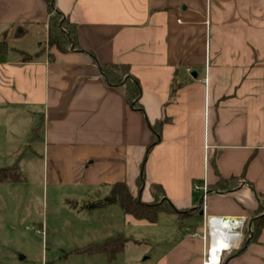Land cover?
Segmentation results:
<instances>
[{
	"label": "crops",
	"instance_id": "crops-1",
	"mask_svg": "<svg viewBox=\"0 0 264 264\" xmlns=\"http://www.w3.org/2000/svg\"><path fill=\"white\" fill-rule=\"evenodd\" d=\"M54 3L79 30L80 48L70 53L42 51L46 0H0V42L6 39L12 49L0 57V108L28 117L32 135L17 147L42 154L51 183L71 188L64 208L78 215L116 183L137 194L142 174L144 202L153 201L149 186L158 184L173 207L196 214L160 213L151 224L117 204L98 209L89 213L118 215L128 228L104 234L124 238L123 252L111 262L98 254L82 263L58 258L41 264H142L144 253L128 245L141 244L140 233H150V226L147 239L159 249L145 253L150 264H205L209 217L245 219L246 238L253 220L264 215V0ZM19 51L33 59L24 62ZM107 64L130 67L142 109L128 104L124 87L108 84L101 70ZM164 120L161 139L149 150L151 127ZM220 178H235L238 186L209 192ZM88 193L98 196L86 200ZM245 238L226 252L228 263L264 264V229L253 241ZM26 261L5 257L0 264H40Z\"/></svg>",
	"mask_w": 264,
	"mask_h": 264
},
{
	"label": "rangeland",
	"instance_id": "rangeland-1",
	"mask_svg": "<svg viewBox=\"0 0 264 264\" xmlns=\"http://www.w3.org/2000/svg\"><path fill=\"white\" fill-rule=\"evenodd\" d=\"M47 48L46 44L44 49ZM29 125L28 117L16 115L15 109L0 108V169L17 165L25 179L17 183H0V259L27 257L26 262L41 264L61 258L82 263L86 257L94 255L78 254L77 250L104 243L107 238L104 234L115 228V233L119 230L128 232V228L123 226L118 215L113 217L103 211L78 215L64 208L65 200L72 199L67 195L71 188L51 183L41 153L37 157L28 146L17 147L32 136ZM55 187L58 189L53 190ZM88 194L86 200L98 196ZM138 194L142 198V193L138 191ZM115 209L122 213L120 208ZM150 227V233H140L143 236L140 237L143 238L141 244L130 242L128 245L144 253L139 256L142 264L153 263L151 259L147 260L146 252L159 250L154 240L147 239L154 232ZM226 258L225 253L223 261Z\"/></svg>",
	"mask_w": 264,
	"mask_h": 264
},
{
	"label": "trees",
	"instance_id": "trees-1",
	"mask_svg": "<svg viewBox=\"0 0 264 264\" xmlns=\"http://www.w3.org/2000/svg\"><path fill=\"white\" fill-rule=\"evenodd\" d=\"M49 18L47 47L49 49L55 48L60 53H70L80 48L79 45V30L77 25L71 23L68 18L64 16L56 9L54 0H46ZM45 49L42 51L44 52ZM12 49L7 43L6 39L0 42V57L3 54H8ZM23 56V61L28 62L33 57L24 51H19ZM102 74L106 78L108 84L112 87H124L126 91V99L130 106L133 108L142 109L140 103L141 86L139 81L132 75L131 69L128 65L123 64H107L101 66ZM167 121H158L151 128L154 132V140L152 141L149 150L161 139V131L164 124ZM24 177L20 173V169L17 165L12 167L0 169V183H17L24 181ZM145 183V176L142 174L137 179V188L141 192ZM238 181L235 178L222 179L214 187L209 188V192L212 190L217 192L230 191L235 189L238 185ZM150 194L153 198L152 202H144L140 195L133 194L127 183H116L109 195L96 201L87 202L81 210L87 212H93L98 209H104L111 205H119L126 215L132 216L136 220L146 221L154 224L157 222L160 213H172L176 214L180 219L196 214V210H177L166 198V193L161 185L151 184L149 186ZM142 193V192H141ZM252 231L246 232V238L252 236V241L258 237L261 230L264 229V215L253 220ZM245 238V239H246ZM246 241V240H245ZM126 240L124 238H112L106 240L102 244L95 245L92 248L85 250H77L78 254L98 255L105 254L108 256V260L111 262L114 258L123 252L125 248ZM245 245V243H244ZM221 264H229L227 259L222 260Z\"/></svg>",
	"mask_w": 264,
	"mask_h": 264
},
{
	"label": "built area",
	"instance_id": "built-area-1",
	"mask_svg": "<svg viewBox=\"0 0 264 264\" xmlns=\"http://www.w3.org/2000/svg\"><path fill=\"white\" fill-rule=\"evenodd\" d=\"M196 190H204V192H206L205 188H201L196 186L195 187ZM206 225L208 227V231H209V237L211 239H213V231H217V228L222 227L223 223L225 225H233V228L235 229V231H239V237L233 241V243L231 244V247L229 249H226L223 251L222 257H219L218 263L217 264H221L222 260H223V255L227 252V251H231L234 249V245L236 243H242L244 241L245 238V227H246V220L245 219H232V218H221V217H209L208 219H206ZM226 229V228H225ZM227 230V229H226ZM193 238L198 237V234L194 233L191 235ZM211 242H210V248L208 250V254L206 257V261L205 264H212L210 262H208V260L210 259V252H211Z\"/></svg>",
	"mask_w": 264,
	"mask_h": 264
},
{
	"label": "bare ground",
	"instance_id": "bare-ground-1",
	"mask_svg": "<svg viewBox=\"0 0 264 264\" xmlns=\"http://www.w3.org/2000/svg\"><path fill=\"white\" fill-rule=\"evenodd\" d=\"M212 234H213V239H212L213 244H215L218 239H223L227 241L225 243L218 244V247H217L218 255L215 256L214 260L211 259L212 262L210 261V263L212 264H217L221 253L224 250L229 249L233 241L239 237V231H235V229L233 228V225L230 224V225L217 228V231L216 232L213 231ZM213 244H211V252H210L211 254H213V251L214 252L217 251L216 248L212 246Z\"/></svg>",
	"mask_w": 264,
	"mask_h": 264
},
{
	"label": "water",
	"instance_id": "water-1",
	"mask_svg": "<svg viewBox=\"0 0 264 264\" xmlns=\"http://www.w3.org/2000/svg\"><path fill=\"white\" fill-rule=\"evenodd\" d=\"M203 201H204V198L201 200V204L203 203ZM201 215H202V213H201ZM251 225V224H250Z\"/></svg>",
	"mask_w": 264,
	"mask_h": 264
}]
</instances>
